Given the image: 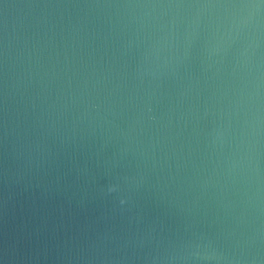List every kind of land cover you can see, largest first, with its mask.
Segmentation results:
<instances>
[{
    "label": "water",
    "instance_id": "obj_1",
    "mask_svg": "<svg viewBox=\"0 0 264 264\" xmlns=\"http://www.w3.org/2000/svg\"><path fill=\"white\" fill-rule=\"evenodd\" d=\"M0 264H264V0H0Z\"/></svg>",
    "mask_w": 264,
    "mask_h": 264
}]
</instances>
